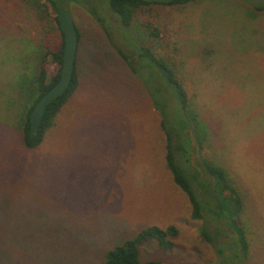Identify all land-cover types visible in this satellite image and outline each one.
Instances as JSON below:
<instances>
[{
    "label": "rangeland",
    "instance_id": "rangeland-1",
    "mask_svg": "<svg viewBox=\"0 0 264 264\" xmlns=\"http://www.w3.org/2000/svg\"><path fill=\"white\" fill-rule=\"evenodd\" d=\"M29 1L0 0V264H105L107 251L154 225H174L179 234L171 250L146 242L143 260L264 264V0L152 3L128 27L108 0L63 3L80 32L82 82L44 142L27 150L22 130L34 100V67L41 48L64 44L57 12L49 7L39 16ZM141 47L182 78L192 116L180 111ZM184 117L196 146L226 166L242 190L245 260L235 237H223L219 247L202 237L203 222L167 167L161 119L181 134ZM214 198L205 196L218 225L207 233L213 240L234 228L218 219L230 213L218 215Z\"/></svg>",
    "mask_w": 264,
    "mask_h": 264
},
{
    "label": "trees",
    "instance_id": "trees-1",
    "mask_svg": "<svg viewBox=\"0 0 264 264\" xmlns=\"http://www.w3.org/2000/svg\"><path fill=\"white\" fill-rule=\"evenodd\" d=\"M67 1L70 0H30L29 2H31L35 6V11L39 16H44L45 13L49 12V7H52L57 12L58 8L64 7L62 4L64 3L65 5ZM83 1L84 0H82L81 2L83 5H89L88 0L85 3ZM196 1L199 0H171L168 3L147 2L144 0H108L107 2L109 4L111 12L116 13L121 19L122 24L125 27H128L133 22L136 12L143 6L150 5L152 3L183 6L189 4L190 2ZM256 8L260 9L259 7ZM93 17L101 24H105V21L108 20L106 18H102L96 10L93 11ZM55 18L58 23L57 16H55ZM116 18L117 17L114 16L111 20H116ZM58 27L60 28L59 23ZM147 27L152 30L150 24H147ZM107 28L108 26L106 27V30L109 32ZM78 34L80 39L79 31ZM153 34L156 36L159 34L157 28L153 32ZM55 47L56 46H53V48H49L46 50H43L41 48L39 62L34 67L33 80L31 81L34 84L32 88V95L34 96V100L29 110L27 121L23 125L24 130H22V147L27 150L28 148L29 150L35 149L44 142L48 135V132L50 131V128L54 124L56 116L61 112L62 108L69 100L71 95L79 87L80 78L77 67L75 66L73 78L68 89L63 95L52 101L47 106L43 114L39 130H32V110L34 109L40 97L50 88H52L58 82L61 76L64 44L61 48L54 49ZM140 49L142 55L145 58L150 59L152 61V64H154L157 68H159V71L162 72V75L164 76L165 80H167V83L169 85H172H168V87L177 95L176 100L178 101L180 111H184L186 116V112L188 111L189 116H192V112L190 113V100L192 101V99H190L189 97V93L183 84L184 81L182 80V78L177 73H175V71L171 68V64L169 62L155 56L150 48L141 47ZM124 56L126 59L129 57L125 53ZM49 60L58 65L56 71H50V69L48 68ZM129 63L133 64L134 61H129ZM161 87V85H158V91L162 89ZM156 104L157 106H159L157 101ZM195 112L198 116L196 109ZM195 112L194 116H196ZM165 120V118L161 119V128L163 130L164 139L166 141L165 158L167 167L172 173L175 182L187 193L192 204L193 217L202 220V227L204 226L202 228V237L211 242L212 245L214 244V247L220 246L217 245L218 242H221L222 244L227 243L226 241H224L223 237L229 236V241L233 240L235 237L236 244L238 246V254L242 252V259H247L250 240L247 236V229L243 220L245 204L242 196V190L240 189L238 183L235 181L236 178L232 175V173L226 166L210 160L203 152V150L199 149L196 146L195 143L200 146V141L197 139V142L195 141V139H193L191 130L194 132V127H191V122H188L186 117H184V122L186 125L182 130H180L181 134L175 132L174 129L170 133L168 130L169 127L167 126ZM202 133H204L203 136L206 135L204 131ZM183 135H185V138L189 142L190 147L188 145L186 146L185 143H183V140L185 139H182ZM194 155H197L195 158V162L192 160L194 159ZM206 194L216 196L214 200L216 213L218 215L222 217L226 213V211L230 213V218L218 217V219H224L225 223L228 222V220L233 221L232 223H234V228L230 229L229 233H226L227 229L222 230L218 232L216 236H214V240L213 238H210L207 233L208 231L215 230L218 225L213 221V218L210 215V212L213 211L210 210V201H206L205 199ZM238 215L239 220H237L236 222V217ZM218 229L221 228L218 227ZM224 232L226 234H224ZM178 234L179 229L174 225L165 227L154 225L147 227L138 232L134 237L125 240L121 244L107 251L105 264H164L163 262L156 259L143 260L141 258V248L146 242L157 240L162 247L171 250L175 246V237H177ZM239 262L240 261L238 260V264Z\"/></svg>",
    "mask_w": 264,
    "mask_h": 264
},
{
    "label": "water",
    "instance_id": "water-1",
    "mask_svg": "<svg viewBox=\"0 0 264 264\" xmlns=\"http://www.w3.org/2000/svg\"><path fill=\"white\" fill-rule=\"evenodd\" d=\"M147 2H159L168 3L171 0H144ZM57 18L59 26L64 34V52H63V64L61 70V76L58 82L45 92L31 113L32 130L38 131L40 123L47 106L63 95L71 84L73 78V72L75 68L76 56L79 46V34L75 25L71 12L60 7L57 11Z\"/></svg>",
    "mask_w": 264,
    "mask_h": 264
},
{
    "label": "crops",
    "instance_id": "crops-1",
    "mask_svg": "<svg viewBox=\"0 0 264 264\" xmlns=\"http://www.w3.org/2000/svg\"><path fill=\"white\" fill-rule=\"evenodd\" d=\"M79 47V46H78ZM75 66L77 67L78 70V74H79V78H80V83H79V87L77 88V90L71 95V97L69 99H73V97H75V93L77 94L80 88V84L82 82V75H81V70H80V60H79V55L77 52V56H76V62H75ZM62 114V112H61ZM60 113L56 116L55 120L57 119V117H59L61 115Z\"/></svg>",
    "mask_w": 264,
    "mask_h": 264
}]
</instances>
